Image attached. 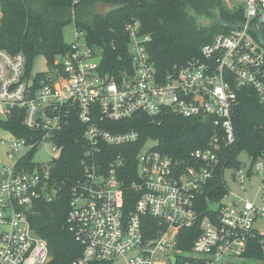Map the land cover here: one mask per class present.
<instances>
[{
	"label": "built area",
	"instance_id": "1",
	"mask_svg": "<svg viewBox=\"0 0 264 264\" xmlns=\"http://www.w3.org/2000/svg\"><path fill=\"white\" fill-rule=\"evenodd\" d=\"M236 1L243 5L231 8H244V28L217 33L200 57L165 74L151 59L152 35L141 32L139 19L125 25L133 66L118 78L102 71L100 49L78 28L70 50L44 72L29 74L23 53L0 48V129L12 135L7 152L12 164L0 162V264L49 262L48 241L33 229L30 214L37 200L54 199L52 173L63 151L59 134L75 126L83 127V174L72 185L67 216L81 246L73 264H264V231L256 226L264 217V177L261 203L255 202L229 188L224 166L227 193L209 202L208 214L199 210L200 195L221 165L223 143L236 140L232 114L238 91L253 88L264 105V45L249 30L264 29V0ZM139 112L211 123L210 145L194 150L193 164H186L157 150L155 140L145 147L147 139L135 152L136 175L126 186L125 158L111 148L139 141L137 130L120 129ZM48 144L52 157L41 164L35 156ZM232 169L244 187L263 173L264 157L247 170L242 162ZM126 187L136 194L129 209ZM195 225L199 235L180 248L181 241L192 240L181 230Z\"/></svg>",
	"mask_w": 264,
	"mask_h": 264
},
{
	"label": "trees",
	"instance_id": "2",
	"mask_svg": "<svg viewBox=\"0 0 264 264\" xmlns=\"http://www.w3.org/2000/svg\"><path fill=\"white\" fill-rule=\"evenodd\" d=\"M96 3L109 8L96 13L92 11ZM244 11L243 7L227 8L222 0H90L76 5L72 0H0V48L12 54L23 53L27 59V71L31 74L36 57L45 56L50 65L60 54L70 50L64 29L74 23L75 28L85 33L88 42L100 49L102 71L118 78L123 69L133 66L125 25L139 19L141 32L152 35L148 44L151 59L159 74H165L175 65L200 57L202 46L217 33L232 30L222 21L210 24L205 19L221 17L228 23L239 24L244 22ZM252 34L264 45V39L258 33ZM232 117L236 140L232 145H222L221 165L200 195L202 215L208 214L210 201H220L227 193L224 166H239L242 153L252 160L264 157V105L253 88L238 91ZM120 125V129H135L140 134L136 144L111 148L113 154H123L125 158L123 177L126 186L136 175L135 152L147 139L155 140V148L163 154L193 164L192 152L208 147L214 132L211 123L174 113L152 117L139 112ZM75 127H67L59 134L63 151L52 173L57 187L54 199L37 200L30 214L33 229L48 241L51 258L47 264H73L81 253V246L67 221L72 185L83 174L80 167L83 127L78 130ZM135 198V192L126 187L128 209L133 206ZM147 219L152 220L151 217ZM199 233V225L182 229L181 235H191L192 240L181 241L180 248L189 247Z\"/></svg>",
	"mask_w": 264,
	"mask_h": 264
},
{
	"label": "rangeland",
	"instance_id": "3",
	"mask_svg": "<svg viewBox=\"0 0 264 264\" xmlns=\"http://www.w3.org/2000/svg\"><path fill=\"white\" fill-rule=\"evenodd\" d=\"M224 5L232 9L231 7H236L238 4L243 5V3L237 2L236 0H222ZM109 6L103 4V3H96L92 7V11L102 13L107 11ZM64 37L65 40L68 43H71L75 38V25L74 23L69 24L64 29ZM33 65V72H44L49 69V64L47 61V58L45 56H39L36 57L32 63ZM12 140V135L9 131L5 129H0V162L2 164L10 165L12 164V161L9 158L8 155V143ZM52 149L50 144L43 147V149L39 150L37 155L35 156V159L40 162L41 164H47L51 157H52ZM240 161L243 163V168L247 170L250 167L252 159L245 153H242L240 156ZM226 182L229 188L235 192L236 194H240L243 196H247L250 200L261 203L260 199V191H259V185L261 183L262 178L264 177V171L263 173H259L254 175L251 179L247 180L244 184V187H242L240 184H238L233 177V169L228 168L226 171ZM256 226L264 231V217L260 219L258 222H256Z\"/></svg>",
	"mask_w": 264,
	"mask_h": 264
},
{
	"label": "water",
	"instance_id": "4",
	"mask_svg": "<svg viewBox=\"0 0 264 264\" xmlns=\"http://www.w3.org/2000/svg\"><path fill=\"white\" fill-rule=\"evenodd\" d=\"M206 22L212 24L213 22L215 21H222L225 25H227L229 28H232V29H239V28H244V25L241 24V23H228L226 21H224L221 17H218V18H215V19H205ZM251 32H254V33H258L263 39H264V29H260V28H257V27H251L249 29ZM153 139H148L146 141V144H145V147H149L150 145L153 144Z\"/></svg>",
	"mask_w": 264,
	"mask_h": 264
}]
</instances>
